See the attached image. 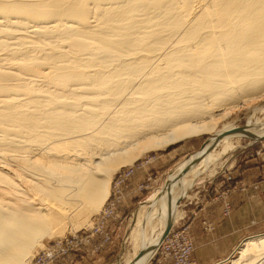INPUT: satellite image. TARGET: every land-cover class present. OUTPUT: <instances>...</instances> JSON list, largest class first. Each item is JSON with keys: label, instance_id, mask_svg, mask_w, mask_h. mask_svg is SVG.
Returning a JSON list of instances; mask_svg holds the SVG:
<instances>
[{"label": "bare ground", "instance_id": "obj_1", "mask_svg": "<svg viewBox=\"0 0 264 264\" xmlns=\"http://www.w3.org/2000/svg\"><path fill=\"white\" fill-rule=\"evenodd\" d=\"M257 99L264 0H0V264H30L56 219L98 212L121 167L212 132L134 214L124 264H148L197 180L241 138L264 140L257 120L216 129ZM231 264H264V235Z\"/></svg>", "mask_w": 264, "mask_h": 264}, {"label": "rangeland", "instance_id": "obj_2", "mask_svg": "<svg viewBox=\"0 0 264 264\" xmlns=\"http://www.w3.org/2000/svg\"><path fill=\"white\" fill-rule=\"evenodd\" d=\"M257 100H253L251 103L249 102V104L242 107H234L228 112L229 116L218 119L216 129H220L222 125L227 122H232V124L239 128H244L248 126V124L256 122V120L257 122H264V99H261V101ZM253 109H256V111ZM245 124L246 126H242ZM211 137L212 132H205L198 136L171 144L166 148L150 150L136 159L131 165L129 164L121 167L120 171L117 173L115 172L113 176L114 178L110 185V196L104 206L101 207L98 212L94 213H81L85 206H80L78 209H81L79 213L82 215L78 213L77 215L79 216H77L76 213H74L72 222L75 223V225L73 227L69 221L63 220V217V219L61 217L58 218L60 215L55 216L58 218L54 223L56 227L60 226V224H64L62 231L55 235L44 236L41 241L39 240L40 242L31 249L30 256L27 257L28 261L31 260L29 263L39 264V259L44 258L50 249L55 251L60 250L58 247L63 245V248L64 246L66 248L65 254H59L53 260L47 259L46 262L42 264H124L126 260L130 259L134 254L131 234L135 229L133 223L136 210L164 187L169 180V175L178 164L190 155L201 151L205 143ZM238 146L239 147L230 154L229 159L224 158V160H227V164L225 162L224 167H218L214 174L212 172L205 173L197 180V183L193 185L188 193L189 196L186 194L183 195H186V197L178 205V211H180L183 216L176 222L169 235L179 230H183L188 234V238L192 244V251L190 254L191 264H195V260L193 259L195 243L192 239L190 228L188 225L182 227L177 226H181L179 224L187 218L192 200L190 196L192 197L193 194L201 188V185L225 172L235 160L258 156V154L264 152V140L252 142L247 138H241ZM131 168L134 169V173L129 177V180H122L120 176L125 173L124 171L130 170ZM39 175L44 179L48 177V174L44 172H40ZM211 175L213 176L211 177ZM133 181L137 183L134 184V186L136 185L134 192L132 191V187H130L131 185L128 189L126 188V186ZM238 186L241 191L246 190V186L243 184H238ZM228 191L229 189L222 194H225L223 196V202L225 204L226 215L230 212V204L224 201V197L227 196ZM112 204H114L116 211L114 215L109 216L110 214L105 212L107 209H110ZM184 205L185 208L183 207ZM53 211L54 210H51V213L55 215ZM207 227L210 228V226ZM106 235H108V238ZM260 235H264V231L256 236H249L247 239L256 238ZM164 241L161 245H163ZM243 243L244 242L238 246L232 255L217 264H231V261L238 257V251ZM160 247L148 264H175L173 258H166L165 255L162 254L163 252ZM160 250L161 252H159ZM182 260H178L179 264H183L184 261H186Z\"/></svg>", "mask_w": 264, "mask_h": 264}, {"label": "crops", "instance_id": "obj_3", "mask_svg": "<svg viewBox=\"0 0 264 264\" xmlns=\"http://www.w3.org/2000/svg\"><path fill=\"white\" fill-rule=\"evenodd\" d=\"M134 184L136 181L126 188L131 185L134 192ZM238 184L246 190L241 191ZM228 189L224 201L230 204V212L226 215L222 194ZM190 199L188 216L177 227L190 228L195 264H217L247 237L264 231V152L235 160L225 172L201 185Z\"/></svg>", "mask_w": 264, "mask_h": 264}, {"label": "built area", "instance_id": "obj_4", "mask_svg": "<svg viewBox=\"0 0 264 264\" xmlns=\"http://www.w3.org/2000/svg\"><path fill=\"white\" fill-rule=\"evenodd\" d=\"M125 173L120 176L122 180H129V177L134 173V169L131 168L130 170L124 171ZM120 185V184H117ZM116 209L114 204L111 205L110 209H107L105 213H109V216L114 215ZM108 235H106L107 237ZM108 238V237H107ZM60 250H53L50 249L48 254L44 257L39 259L38 263L42 264L46 262V260H53L59 254H65L66 248L63 245L58 247ZM162 254L165 255L166 258H173L175 264H179L178 260H186L183 264H191L190 254L192 251V244L188 238V234L183 231H175L168 238L164 241L163 245H161ZM161 250L159 252H161ZM57 253V254H56ZM164 257V258H165Z\"/></svg>", "mask_w": 264, "mask_h": 264}, {"label": "water", "instance_id": "obj_5", "mask_svg": "<svg viewBox=\"0 0 264 264\" xmlns=\"http://www.w3.org/2000/svg\"><path fill=\"white\" fill-rule=\"evenodd\" d=\"M242 126H246L245 125H242ZM220 138L217 139L212 145H211V148H215L218 143L220 142ZM208 143V141L205 143V145L203 146V148L206 146V144ZM202 148V149H203ZM202 159V156H198L195 158V160L193 161V163L191 164V166L189 168H192L193 166H195L200 160ZM188 168V169H189ZM175 223H174V220L173 218L169 217L168 218V222H167V225H166V228H165V232L163 233V236L161 238V242L164 241V239L169 235V233L171 232V230L173 229ZM147 252V250H142L141 252H139V254L136 256V258H134V262L142 255H144L145 253Z\"/></svg>", "mask_w": 264, "mask_h": 264}]
</instances>
